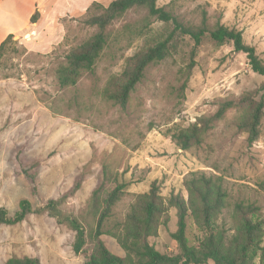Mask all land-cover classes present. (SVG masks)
Listing matches in <instances>:
<instances>
[{
	"label": "rangeland",
	"instance_id": "rangeland-1",
	"mask_svg": "<svg viewBox=\"0 0 264 264\" xmlns=\"http://www.w3.org/2000/svg\"><path fill=\"white\" fill-rule=\"evenodd\" d=\"M111 1L54 19L38 13L29 30L5 44L0 56V208L14 216L20 202L27 200L32 211L17 223H0V264L14 257H35L42 264H84L95 244L98 217L90 204L103 170L109 176L106 190L124 184L99 237L115 255L124 256L125 251L110 232L120 231L131 206L153 181L167 209L148 242L161 253L178 252L172 237L177 210L168 199L179 194L191 202L184 182L193 173L219 183L226 197L208 226L200 225L199 215L188 210L185 235L190 245L220 230L230 238L240 223L237 203L256 206L264 229V113L254 142L237 127L251 101L264 99V75L252 71L232 43H217L205 34L194 48L190 36L175 34L171 53L145 68L122 107L106 96L109 83L121 80L130 57L144 45L164 40L172 29L135 6L108 24L106 43L92 69L83 70L74 84H60L58 71L66 65V54L97 31L85 20ZM156 4L187 24L197 25L205 16L210 26L220 23L240 30L264 63V0ZM247 95L252 100L243 98ZM225 100L236 105L198 144L185 150L176 145L173 132L212 115ZM76 183V191L58 205V214L48 208L49 200L69 193ZM192 202L197 204L195 198ZM70 220L85 233L79 252L73 248L76 231Z\"/></svg>",
	"mask_w": 264,
	"mask_h": 264
},
{
	"label": "trees",
	"instance_id": "trees-1",
	"mask_svg": "<svg viewBox=\"0 0 264 264\" xmlns=\"http://www.w3.org/2000/svg\"><path fill=\"white\" fill-rule=\"evenodd\" d=\"M93 2L92 5H96ZM144 7L149 16L170 23L172 29L168 36L161 41H155L144 45L138 52L127 60L121 74V80H111L106 89V96L116 104L124 107L135 85L144 75L145 68L151 63H157L166 58L172 49L175 34L188 35L196 48L205 34L217 43H232L235 52L243 53L252 71L264 75V63L256 54L255 48L244 42L242 32L220 23L213 26L207 24L206 17H202L199 24H187L176 15L156 4V0H112L100 14L88 17L85 22L96 26L97 31L85 42L72 48L66 54V65L60 67L58 79L62 86L74 84L83 70H91L106 43V27L114 19L132 7ZM38 12L32 14L30 22H36ZM9 34L0 43V56L3 54L6 42L11 40ZM193 62H191L189 68ZM252 100L248 95L243 97ZM252 107L240 117L237 127L247 133L249 143L254 142L259 135V126L264 113V99L251 101ZM236 105L234 100H225L219 103L217 110L210 116H202L186 129L177 130L171 137L181 149H188L191 145L198 144L202 135L208 131L213 123L219 120L225 111ZM27 176L30 178L26 172ZM193 176L185 180L184 185L189 192L191 202L187 204L179 194H172L168 203L177 210V229L172 233L176 240L178 252L165 254L156 250L148 242V238L157 234L159 219L166 212L167 207L160 201L156 182L153 181L147 192L140 194L136 202L127 213L122 227L118 233L110 232L118 245L125 251L124 256L111 253L100 240L104 233L101 230L103 222L110 216L111 209L122 194L124 184L119 183L114 188L106 190L105 183L108 180V172L103 170L99 184L92 192L90 210L97 215V228L93 234L94 248L87 255L84 264H204L211 260L214 264H264V229L260 222L256 206L237 203L235 212L240 220L235 233L226 237L225 231L208 234L196 245H190L185 235L186 217L188 210L195 212L200 225L208 226L210 217L219 213L225 205L226 194L221 185L212 182L203 176ZM78 184L76 183L69 193L57 199L49 200L48 208L54 213H59L58 205L68 196L72 195ZM197 200V204L192 202ZM30 204L27 200L20 202V210L14 216H8L3 208H0V223L14 224L22 221L30 212ZM71 226L76 231L74 243L75 252L82 250L86 238L81 225L76 220H70ZM263 243V245H262ZM258 257V262L255 259ZM4 264H42L35 257H14Z\"/></svg>",
	"mask_w": 264,
	"mask_h": 264
},
{
	"label": "crops",
	"instance_id": "crops-1",
	"mask_svg": "<svg viewBox=\"0 0 264 264\" xmlns=\"http://www.w3.org/2000/svg\"><path fill=\"white\" fill-rule=\"evenodd\" d=\"M101 0H0V43L9 35L22 34L32 26L36 11L41 18H60L84 13L93 2ZM19 22L24 27H19ZM23 30V31H22Z\"/></svg>",
	"mask_w": 264,
	"mask_h": 264
},
{
	"label": "bare ground",
	"instance_id": "bare-ground-1",
	"mask_svg": "<svg viewBox=\"0 0 264 264\" xmlns=\"http://www.w3.org/2000/svg\"><path fill=\"white\" fill-rule=\"evenodd\" d=\"M28 36V35H27Z\"/></svg>",
	"mask_w": 264,
	"mask_h": 264
}]
</instances>
